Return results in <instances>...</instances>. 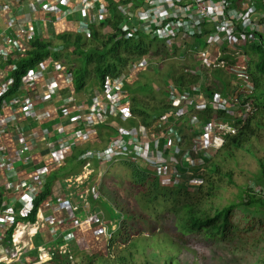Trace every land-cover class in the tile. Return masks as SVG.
Listing matches in <instances>:
<instances>
[{
  "label": "built area",
  "instance_id": "obj_1",
  "mask_svg": "<svg viewBox=\"0 0 264 264\" xmlns=\"http://www.w3.org/2000/svg\"><path fill=\"white\" fill-rule=\"evenodd\" d=\"M13 1L18 11L23 0ZM114 3L122 4L127 39L144 35L164 41L173 51L205 38V47L196 53L198 65L186 70L199 81L185 89L172 79L167 82L169 109L154 116L157 128L152 130L134 115L128 89L149 67V56L129 63L118 76H108L101 87L83 90L88 93L85 99L76 92L72 70L52 53L29 70L19 94L4 100L0 110V242L8 244L0 245V264H57L55 255L74 262L72 242L84 234V227L110 238L117 222L104 223L103 216L91 210L90 200L100 197L95 178L102 179L111 165L140 162L165 186L198 190L211 152L221 150L257 111L246 49L249 40H263L264 0H32L31 6L43 13L45 23L90 36L93 26L112 17ZM4 10L0 4V13ZM6 25L0 57L13 60L12 74L37 33L33 25L20 26L16 16ZM219 71L232 74L234 87L229 86L227 95L216 82ZM5 79L0 68V98L13 84L11 77ZM209 108L213 116L202 119L200 114ZM44 121L51 124L39 125ZM186 135L190 145L184 144ZM41 146L46 153L38 152ZM78 148L85 149L76 160L80 172L54 182L35 222L18 221L34 209L52 172L63 168ZM248 190L264 201V187L253 181ZM64 211L70 215L66 223L60 219Z\"/></svg>",
  "mask_w": 264,
  "mask_h": 264
},
{
  "label": "trees",
  "instance_id": "obj_2",
  "mask_svg": "<svg viewBox=\"0 0 264 264\" xmlns=\"http://www.w3.org/2000/svg\"><path fill=\"white\" fill-rule=\"evenodd\" d=\"M121 5V3L112 4V17L93 26L90 36L63 32L53 34L50 40L42 37L35 38L32 41L30 50L27 52V56L16 63V69L11 74L13 84L4 90L0 98V110L4 100L14 98L19 94L23 76L29 70L35 69L51 53L54 58L62 60L72 70L75 89L79 94L89 88V86L101 87L108 76L120 75L128 67L129 63L135 60L150 57V55L166 60L177 52V47L176 50L170 51L164 41L151 39L144 35L127 39L125 37L126 32L122 29V24L125 20L121 14ZM108 25L111 28L110 31L104 32ZM53 48L55 51L51 52ZM246 50L250 56H253L251 63L253 64L254 72H252V76L256 85V91L252 95L251 100L254 101L257 107L256 116L260 115L263 120V40L260 38L249 40ZM188 68L190 67H180L179 71L171 78L182 89L189 88L199 81L198 77L186 72ZM169 79L165 80V87ZM89 80H92V82L89 83ZM133 84L129 85V91L132 94L134 115L139 122L154 130L157 128L154 116L162 114L169 109L167 89L163 92L166 98L165 101L155 99L154 104H150L144 97L134 94ZM210 116H213L211 108L200 114L202 119ZM256 116H253L245 123L236 135L229 136L223 149L211 152L204 171V183L196 191H191L184 185H163L153 170L143 163L135 161L120 163L122 167L126 166L131 171L133 185L130 191L137 201L138 211L122 214V212H116L115 209L110 207L111 205L105 207L106 202H101L103 207L109 212L108 224H110L111 220L123 219L109 241V251H112L117 243L125 244L126 248H123L121 253L113 258L110 256V252V255L103 252L99 256L100 250L95 253V256L88 257L89 264H180L178 250L185 242L190 243L192 241L205 243L209 246L220 245V248L225 245L228 250L232 251L243 252L256 249V243L262 241L263 238L257 237L254 239L248 236V233H251L256 226V218L263 225L264 201L260 197L248 195L250 191L248 188H244L242 196H238V201H230L221 208L214 204V200L220 197V192L227 187V184H235L234 172L231 170L224 173L216 162V158L221 153L234 157L237 150L252 151L250 147L253 146L254 137L258 136V125L263 124L255 119ZM254 120H256L255 124ZM135 123L137 122H131V124ZM84 150V148H78L65 167L52 172L44 192L34 202V209L26 217L20 215L18 221H36L38 209L43 201L51 195L54 182L59 178L76 174L79 171L80 166L76 163V160L78 155ZM254 154L256 156L255 152ZM258 161L261 168V173L259 178H257L259 183L253 181L258 186L264 187V161L260 159ZM245 196L249 197L245 198ZM1 200L2 196L0 193V210ZM237 209H242L244 212L240 219H237L236 216ZM170 211L173 212L176 218V224L175 222L173 224L175 228L178 227L179 229L177 233L167 229L165 235L158 236L152 231V236L149 238H145L139 233L140 225L136 224V221L140 218V215L147 222L171 221ZM243 221H249L247 227L242 226ZM130 231H135L136 233L130 235ZM164 237H168V239L163 242ZM154 239L155 242H152ZM139 241H144L142 253L145 257L141 263H138L135 257ZM37 243H42L41 239L38 238ZM54 262L57 264H73L68 256L61 257L59 255H55Z\"/></svg>",
  "mask_w": 264,
  "mask_h": 264
},
{
  "label": "rangeland",
  "instance_id": "obj_3",
  "mask_svg": "<svg viewBox=\"0 0 264 264\" xmlns=\"http://www.w3.org/2000/svg\"><path fill=\"white\" fill-rule=\"evenodd\" d=\"M174 50H176V47H174L173 51ZM196 53V45L189 43L177 47V52H175L170 59L163 60L154 55H150L149 67L141 72L140 75H138V79L133 84L134 94L136 96L144 97L148 102H150V104H154L155 99L165 101L166 98L163 94L166 89L164 85L165 80H167L168 78H172V76L179 71L180 67L197 66L198 61L196 59ZM252 60L253 56H251V61ZM250 66L252 68L253 64L251 63ZM252 72H254L253 68L251 70V73ZM10 77L11 74L9 75V78ZM218 78L219 80L228 81V85L230 87H234V82L230 78L229 73L223 74ZM91 82L92 80H89V83ZM216 82L220 86L218 81ZM89 88L96 87L89 86ZM87 94L88 93L82 91L80 97L85 99L88 97ZM256 114L257 113H255L254 117L256 116ZM255 119L262 122L263 124L258 125V136L254 137L253 146L250 147L252 151H247L244 149L237 150L234 157H230L221 153L216 158V162L219 164L220 169H222L224 173L231 170L234 172L233 178L235 181V184H227V187L220 192V197L214 200V204L220 208L225 206L230 201H238V196H242L244 188H248V186H251L253 180L259 183L257 178H259L261 168L258 159L264 161V119L262 120L260 118V115H257ZM256 120H254V124ZM253 151L256 153V156ZM103 168H106V165L103 166ZM95 181H98L100 185V189L97 193L99 194V196H101V200L97 199L93 200V202L91 201V208L96 210L98 213H102H99V215H101V218L103 215V218L101 220H103L104 223L107 224V220L109 221V212L103 207V204L101 202H106L105 207L111 205L110 207L115 209L116 212H122V214H126L131 211H138V207L136 204L137 201L133 193L130 191V188H132L133 185L131 171L128 170L126 166L122 167L120 163L111 165L109 166V172L100 180H98L96 177ZM225 181L227 182V180ZM57 186L59 187V184H57ZM119 208L124 209L120 210ZM139 210H141V208H139ZM170 213L171 221L163 220L161 222H147L140 215V218L136 221V224L140 225L139 233L145 238L151 237L152 231L158 234V236L165 235L167 229L173 230L174 233H177L179 229L178 227L175 228L173 224V222H175L176 224L175 215L171 211ZM243 215L244 212L242 209L236 210L237 219H240ZM252 216L254 215L252 214ZM122 221L123 219L121 218V222ZM249 221H243L242 226L247 227ZM256 221V226L251 233H248V236H250L251 238H263L262 241L256 243V249H250L242 252L237 250H228L225 245L220 248V245L209 246L205 243L202 244L200 242H185L184 245H182L178 250L180 264H264V223L263 225H261L258 218H256ZM113 222H115V220H111L110 225ZM94 232L95 229L86 233V236H88L86 237L87 240L85 239V237L81 238L83 234L80 233L79 237L81 238V240L78 241V243L77 240L72 242V250H74L73 264H89L90 261L88 257L95 256V253L99 252L100 250L101 252L98 253L99 256L104 252V254L107 255L111 254L110 256L113 258L115 257V255L120 254L123 248H126L125 244L121 245L117 243L114 245V248L112 247L113 250L109 251L108 245L113 235L109 238L106 237L103 233L99 235L95 233V236L97 238H94L91 236L94 234ZM135 233V231H130V235H133ZM167 239L168 237H164L163 242ZM152 242H155V239L152 240ZM142 244H144V241H139L137 253L135 256L138 263L144 261L145 257V255L142 253V249L144 247V245ZM0 245L2 247L8 246L5 241H1ZM172 247L175 249L174 246Z\"/></svg>",
  "mask_w": 264,
  "mask_h": 264
},
{
  "label": "crops",
  "instance_id": "obj_4",
  "mask_svg": "<svg viewBox=\"0 0 264 264\" xmlns=\"http://www.w3.org/2000/svg\"><path fill=\"white\" fill-rule=\"evenodd\" d=\"M46 1H48V0H46ZM0 4L3 6V8H5L3 13H0V36H1V34H5L4 31L6 30V26H7L6 25V21H7L8 18H10L12 16H16L19 19V25L20 26H26V24L33 25L34 28H35V31L37 33L35 38L42 37V38H44L46 40L47 39L50 40V39H52L53 34H56V33L60 34V33L65 32L63 26H61V25H57V24H54L52 22L45 23V21H43V18H44L43 13L41 11L36 12V11H34L32 9V6H31L32 5V0H23V6H21L18 11H17V9H14L15 6H16V2L13 1V0H0ZM259 4H260V2H259ZM110 29L111 28L108 25L104 29V32H109ZM62 30H63V32H62ZM11 36H15V35L12 33ZM192 43L194 45H196L197 50L200 49V48L202 49V48L205 47V38L195 39ZM0 47L2 49L5 47L3 45V42L1 41V38H0ZM224 49L227 50L229 48L226 45V46H224ZM248 55L250 57V64H251V62H252L251 61V56H250V54H248ZM236 64H238L237 60H236ZM13 65H14L13 60H9L8 61L5 56L0 57V68L6 72V79L3 82H6V81L9 80V75H10L9 74V70H10V67L13 66ZM223 74H228V72L219 71L218 73H216V79H217V81H219V83L222 86L223 94L227 95V93H228L227 91H229V85H228L229 82L228 81H224V80H218V77H220ZM229 75H230V78L232 79V74L229 73ZM136 80L130 81L129 85L133 84ZM128 89H129V86H128ZM79 94H81V93H79ZM131 96H132V94H131ZM80 99H82V98L80 97ZM29 121H31V120L25 121L23 123H27ZM51 121H53V120H51ZM30 124H32V122H30ZM43 124L45 126H47V125H50L51 123L49 121H44L43 123H41L39 125H43ZM52 126L53 125H51L50 127H52ZM189 142H190L189 138L186 135V141L184 142V144L185 145H190ZM37 150L40 153H46V149H44L42 146L40 148H38ZM77 164H79V163H77ZM79 166L81 167L80 164H79ZM57 170H61V169H57ZM79 172H80V168H79V171L77 173H79ZM49 178H50V176H49ZM61 179L62 178H59L57 180H61ZM93 200H97V199L91 198L90 201L93 202ZM60 219H62L64 221V223L69 222L70 221L69 213L64 211L62 213V215L60 216ZM61 226H62V228L59 227L60 229H63L65 232H68L69 227L67 225H65V224L62 225L61 224ZM67 227H68V230H67ZM90 231H91V229L89 227H86V228L84 227V232H83L84 234H83V236L81 238L85 237V239H86V237H88V236H86L87 235L86 233L90 232ZM91 236L94 237V238H97L94 234L91 235ZM81 238L79 237L78 241H80ZM78 241H77V243H78Z\"/></svg>",
  "mask_w": 264,
  "mask_h": 264
},
{
  "label": "clouds",
  "instance_id": "obj_5",
  "mask_svg": "<svg viewBox=\"0 0 264 264\" xmlns=\"http://www.w3.org/2000/svg\"><path fill=\"white\" fill-rule=\"evenodd\" d=\"M69 159H70V158H69ZM69 159H68V160H69ZM67 162H68V161H67ZM60 169H61V168H60ZM76 174H77V173H76ZM62 179H63V178H62ZM2 180H3V177H1V174H0V181H2ZM97 199L101 200V196H100L99 198H97ZM91 206H92V205H91ZM91 210L94 211V212H97V211L94 210L93 208H91ZM99 213H101V212H99ZM101 214H102V213H101ZM102 216H103V215H102ZM115 222H117V224H118V226H117V229H118V227H119V225H120V223H121V220L116 219ZM107 224H108V223H107ZM108 225H110V224H108ZM110 226H111V225H110ZM117 229H116V230H117ZM116 230H114L113 233H114ZM113 233H112V235H113ZM16 264H19V263H16Z\"/></svg>",
  "mask_w": 264,
  "mask_h": 264
}]
</instances>
